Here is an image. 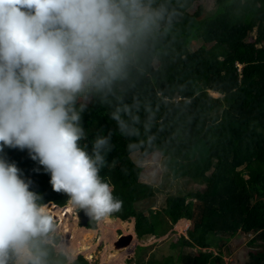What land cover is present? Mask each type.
<instances>
[{"label": "trees", "instance_id": "16d2710c", "mask_svg": "<svg viewBox=\"0 0 264 264\" xmlns=\"http://www.w3.org/2000/svg\"><path fill=\"white\" fill-rule=\"evenodd\" d=\"M180 2L183 16L163 67L150 70L120 104L90 103L83 126L89 149L96 135L111 134L114 148L100 175L123 207L110 217H133L139 237L161 236L167 224L155 227L139 209L153 193L138 181L141 167L131 153L137 151L142 159L156 151L172 178L205 184L200 192L166 197L162 210L169 222L185 218L191 225L186 235L170 242L172 255L148 264H224L221 255L193 257L183 254L182 247H210V238L228 241L236 234L251 235L248 244L264 241V0H214V10L205 15L200 6L188 11L192 0ZM192 40L199 43L190 51ZM208 90L222 96L213 97ZM125 105L128 111L121 116L135 130L132 135L122 134L111 118L116 107ZM0 156L15 163L45 203L61 206H49L55 220L67 214L63 205L68 196L52 189L50 175L27 150L5 147ZM187 196L194 200L185 202ZM86 228L94 229L95 221L90 219ZM247 255L243 264H264V251ZM74 264L88 262L77 255Z\"/></svg>", "mask_w": 264, "mask_h": 264}, {"label": "clouds", "instance_id": "9594fccd", "mask_svg": "<svg viewBox=\"0 0 264 264\" xmlns=\"http://www.w3.org/2000/svg\"><path fill=\"white\" fill-rule=\"evenodd\" d=\"M183 7L180 0H0V153L27 150L52 189L91 220L119 212L123 201L100 175L111 134L96 135L89 149L83 114L93 101L122 103L163 67ZM127 111L116 107L111 118L132 135L121 116ZM31 188L0 156V264H74L48 210L61 206Z\"/></svg>", "mask_w": 264, "mask_h": 264}, {"label": "rangeland", "instance_id": "374dc122", "mask_svg": "<svg viewBox=\"0 0 264 264\" xmlns=\"http://www.w3.org/2000/svg\"><path fill=\"white\" fill-rule=\"evenodd\" d=\"M198 6L202 8V15L208 14L214 10V0H192L188 11L193 12ZM246 40L252 41L253 35L249 34ZM198 43L192 40L189 50L196 49ZM237 66L238 69L241 68V64ZM208 93L213 97L222 96L212 90H208ZM130 156L134 163L141 167L138 181L150 186L153 193L150 198L140 204L139 209L155 227H163L167 224L165 233L158 237L151 234L139 237L134 230L133 217L122 221L115 218L95 221L94 229L79 227L77 211L70 207L67 201L65 207L69 208V211L64 216H57L55 221L66 239L70 241L74 249V259L77 255H81L88 264H136L138 261L148 264V262L160 261L172 255L175 249L170 248V242H173L179 235H186V230L191 225L190 220L181 218L183 220L179 219L176 223H170L162 210L164 201L168 196H183L189 191L200 192L204 190L205 184L198 180L192 181L187 177L172 178L169 170L163 165L162 155L156 151L142 159L138 158L137 151L131 153ZM243 175L246 176L245 173ZM189 200H194V198L187 196L185 202ZM128 234L131 235L130 242L127 245L116 247L115 242L118 237ZM248 238L245 239L242 234H236L228 241L218 237L210 238L209 240L214 242L212 246L205 248L184 246L182 253L196 257L202 252H210L212 255H221L224 264H243L248 259L247 251H264V241L258 240L248 244Z\"/></svg>", "mask_w": 264, "mask_h": 264}, {"label": "water", "instance_id": "95a60500", "mask_svg": "<svg viewBox=\"0 0 264 264\" xmlns=\"http://www.w3.org/2000/svg\"><path fill=\"white\" fill-rule=\"evenodd\" d=\"M77 218H78L77 225L79 227L86 228L88 222L90 221V218L85 216L82 211L77 212ZM130 240H131V235H129V234L128 235H121V236L118 237L117 241L115 242V246L116 247H120V246H123V245H127L130 242ZM116 264H122V263H116Z\"/></svg>", "mask_w": 264, "mask_h": 264}, {"label": "crops", "instance_id": "0c3cea01", "mask_svg": "<svg viewBox=\"0 0 264 264\" xmlns=\"http://www.w3.org/2000/svg\"><path fill=\"white\" fill-rule=\"evenodd\" d=\"M110 219H114L113 217H110V216H108ZM115 219H117L118 221H122L121 219H119V218H115ZM184 219V218H183ZM183 219H181V220H183ZM186 220V219H185ZM88 229H90V228H88Z\"/></svg>", "mask_w": 264, "mask_h": 264}, {"label": "bare ground", "instance_id": "6f19581e", "mask_svg": "<svg viewBox=\"0 0 264 264\" xmlns=\"http://www.w3.org/2000/svg\"><path fill=\"white\" fill-rule=\"evenodd\" d=\"M107 218V220H109L110 218L109 217H106ZM105 219V218H104ZM111 222H113V220H111ZM115 222V221H114ZM88 229V228H87ZM87 229H85V230H87Z\"/></svg>", "mask_w": 264, "mask_h": 264}]
</instances>
